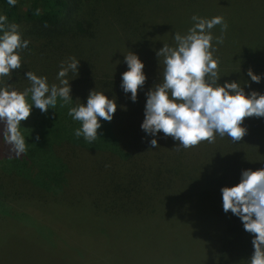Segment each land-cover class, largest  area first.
I'll return each instance as SVG.
<instances>
[{"label": "trees", "instance_id": "trees-1", "mask_svg": "<svg viewBox=\"0 0 264 264\" xmlns=\"http://www.w3.org/2000/svg\"><path fill=\"white\" fill-rule=\"evenodd\" d=\"M102 2L107 6V1L96 0H17L10 6L0 0V15L19 25L22 37L29 41L20 51L21 69L0 78V85L23 91L30 87L24 74L31 71L47 77L50 86H59L61 62L70 57L79 61L78 74L67 76L72 104L61 107L58 100L47 113L33 108L29 118L21 121L25 153L16 156L4 143L0 123V224L34 216L46 226L36 231L17 223V228L37 239H50L60 222L45 220L44 215L54 212V205H62L60 211L76 213L85 208L90 216L112 219L110 225L115 227L157 217L173 225L179 224L181 208L203 197L217 220L210 230L217 244L213 264H249L252 235L238 217L223 211L220 189L239 183L242 170L264 168V118L246 117L242 126L247 133L240 141L217 136L212 143L184 149L160 133L155 137L158 146L153 148V137L127 123L144 119L145 93L163 80V57L158 58L156 52L163 45L175 47V42L170 37L164 43L151 25V33L144 30L142 15L113 25V36H107V20L98 7ZM117 12L123 13L119 8ZM218 35L227 36L219 25L214 37ZM146 37L155 47L145 46ZM249 38L243 49L225 50L213 41L221 77L218 83L237 81L246 95L264 94V40L257 36L256 46H250ZM130 51L144 62L147 76L135 103L120 88L121 73L127 70L124 55ZM249 69L261 75L260 83L251 81ZM92 90L114 99L117 110L110 122L101 120L99 137L89 143L74 135L81 125L68 110L86 103ZM59 218L68 219L66 226L71 223L69 217Z\"/></svg>", "mask_w": 264, "mask_h": 264}, {"label": "clouds", "instance_id": "clouds-1", "mask_svg": "<svg viewBox=\"0 0 264 264\" xmlns=\"http://www.w3.org/2000/svg\"><path fill=\"white\" fill-rule=\"evenodd\" d=\"M7 3L15 6L17 0H7ZM191 21L186 34H174L175 47L163 45L156 52L158 58L163 57V80L145 93L144 119L140 125L147 136L153 137L150 140L153 148L158 146L155 137L160 133L184 149L201 142L212 143L217 136L240 141L247 133V128L242 126L246 117L264 118V94L252 91L246 95L237 81L218 83L221 77L213 41L222 44L223 38L214 37L212 30L220 25L221 31H225L224 18L193 15ZM28 45L19 25L9 23L7 16L0 15V78L10 77L14 70L21 69L20 51ZM124 63L127 70L121 73L120 88L135 103L138 90H143L147 80L145 64L131 51L124 55ZM78 66L79 61L74 57L61 62L57 73L59 86H50L47 77L31 71L24 74L30 87L23 91L0 85L2 139L16 156L26 152L21 121L29 118L33 108L47 113L56 108L58 100L61 107L72 104L67 76L70 72L78 74ZM247 75L255 83L262 79L251 69ZM116 110L114 99L105 93L90 91L86 103L68 110V115L81 125L74 130V135L82 136L89 143L97 140L101 120L110 122ZM220 191L223 211L238 217L243 229L252 235L253 253L249 264H264V168L242 170L239 183L224 186Z\"/></svg>", "mask_w": 264, "mask_h": 264}, {"label": "rangeland", "instance_id": "rangeland-1", "mask_svg": "<svg viewBox=\"0 0 264 264\" xmlns=\"http://www.w3.org/2000/svg\"><path fill=\"white\" fill-rule=\"evenodd\" d=\"M96 1H107V6L102 2L98 7L107 20V36L110 37L114 34L113 25L142 15L144 30L151 33V27L164 43L170 37L175 42L174 34H186L192 26L191 17L197 15L224 18L227 36L216 37L222 36L223 43L219 45L225 50L243 49L245 38L250 37L247 40L250 46H256L254 38L257 36L264 40V0ZM118 8L122 14L117 12ZM150 37L152 39L153 35ZM145 42L146 47H155L147 37ZM142 121L127 124H133V128L140 131ZM61 208L62 205H54V212L44 215L45 220L60 222L56 236L51 233L50 239H37V235L17 228V223L30 225L36 231L46 226L34 216L27 221L17 217L0 224V264H213L217 244L210 230L217 220L206 198L198 197L194 203L181 208L179 224L173 225L157 217L148 221L130 220L115 227L110 225L114 222L112 219L109 218L110 222L101 215L90 216L85 208L76 213L60 211ZM61 216L69 217L71 223L66 226L68 219L61 220ZM73 217L77 218L74 224ZM77 223L81 227H74Z\"/></svg>", "mask_w": 264, "mask_h": 264}]
</instances>
